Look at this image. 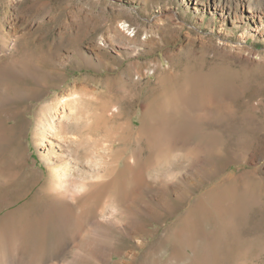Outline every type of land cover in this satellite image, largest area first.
<instances>
[{
	"label": "rangeland",
	"instance_id": "374dc122",
	"mask_svg": "<svg viewBox=\"0 0 264 264\" xmlns=\"http://www.w3.org/2000/svg\"><path fill=\"white\" fill-rule=\"evenodd\" d=\"M136 64L154 68L138 83ZM80 83L133 100L99 137L100 196L74 210L99 246L80 252L68 212L62 243L53 227L44 243L17 240L9 217L0 253L12 264H264V0H0V161L24 162L19 186L44 174L31 194L51 155L37 112Z\"/></svg>",
	"mask_w": 264,
	"mask_h": 264
},
{
	"label": "bare ground",
	"instance_id": "6f19581e",
	"mask_svg": "<svg viewBox=\"0 0 264 264\" xmlns=\"http://www.w3.org/2000/svg\"><path fill=\"white\" fill-rule=\"evenodd\" d=\"M116 30L121 34L119 29ZM106 44L108 41L103 39L101 45L106 46ZM138 67L140 66L136 64L135 82L140 81L149 73L148 71L154 70L152 68L143 72ZM113 90V87L108 86V88L104 87V90L97 92L86 84H72L67 93L56 96L53 102L44 104L38 110L35 134L40 138L43 149L50 151L51 155L49 157L46 155V160L51 165L46 164L47 172L44 180L31 194L44 174L36 172L34 178L26 173L22 175L23 186H19L16 185V179L23 171L24 162L18 161L15 152L12 153L14 159L12 165L3 164L0 161V213L2 210L8 209L0 215V230H3L4 226L7 225L6 220L9 217L15 219L17 216L13 222V224L19 222L16 225L17 240L32 239L35 238V235H41L44 243V237L49 238L48 228L53 227L57 232L58 243H62L68 224L67 221L65 222L67 213L71 212L73 219L70 220L69 224L76 247L82 254L89 257L93 256L94 250L99 246L96 241L98 236L96 235L97 237L94 238L95 236L87 233L88 235L81 237L83 225L74 216V210L90 205L100 196V194L98 195L99 181L107 176V172H102L99 169V160L101 159L99 137L109 134H105L106 128L112 126L117 127V129L121 128L123 123L121 120L124 118L123 102L128 106H131L133 102L131 98L122 95L121 97L125 96V98L113 103ZM139 121L140 125H137L139 130L136 129L138 132L141 131L145 120L143 121V117L140 116ZM1 122L0 149L8 138ZM128 122L131 128L133 125L132 117ZM111 146L113 147L114 144L112 143ZM60 152L62 157H60ZM125 163L128 166L130 164L128 159ZM111 182L112 179H109L107 184L110 185ZM29 193L31 196L22 201ZM36 199L40 200V204H35ZM107 199L116 202L121 201L113 192ZM49 220L51 224H48ZM6 256L4 253H0V264L13 263V259L10 256L6 258ZM57 264L61 263L58 262Z\"/></svg>",
	"mask_w": 264,
	"mask_h": 264
}]
</instances>
